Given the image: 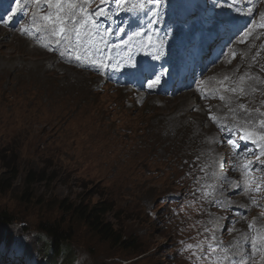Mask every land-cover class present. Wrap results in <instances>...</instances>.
<instances>
[{
  "label": "rangeland",
  "instance_id": "rangeland-1",
  "mask_svg": "<svg viewBox=\"0 0 264 264\" xmlns=\"http://www.w3.org/2000/svg\"><path fill=\"white\" fill-rule=\"evenodd\" d=\"M85 2L86 7L79 12L109 9L112 16L122 21L121 30L126 24L137 25L146 38L156 37L163 27L178 32L175 38L179 46L192 39L197 30L209 31L213 26V13H208L209 7L199 0ZM217 2L218 18L235 4L233 0ZM194 7L197 11H190ZM198 8L207 12H200ZM36 11V7H31V14ZM54 11L49 8L47 13ZM146 14L151 16L149 21ZM19 23L23 25L21 20ZM58 30L57 25L56 32ZM88 34L86 26L79 41L75 32L70 36V55L75 59L78 55L81 57L77 63L53 57L47 61L48 82L41 84L34 75L16 70L0 78V176L6 178L17 172L11 189H0V210L12 219L10 224L0 225V264H69L72 259L73 264H218L225 235V250L230 248L236 221L229 222L232 217L224 220L218 213L215 219L212 211L210 220L213 221L208 223V230L203 229L207 221L206 208H214L210 201L213 196L220 200L233 199L247 206L249 209L244 217L248 215L250 220L264 223V163L250 158L264 142L257 135L259 144L250 147V141L240 138L247 129L244 122L233 113L225 120L220 115L227 107L237 108L227 98L234 99L237 93L242 94L238 106L253 95L245 104L250 111L246 120H253L258 106H264L260 95H254L264 85V35L257 34L254 42H242L243 54L251 51L254 54L253 83L246 84L245 80L233 83L236 89L222 86L221 91L227 95L222 97V105H219L220 96L217 99L207 96L202 86L179 97L148 94L144 90L141 96L145 102L141 105L135 102L133 93L129 101V92L102 83L100 79L111 69L114 63L111 58L118 45L99 43ZM52 35L55 42L60 43L67 33L56 35L52 32ZM155 37L143 55L155 52L169 61L172 55L158 45ZM39 38L44 39V36ZM38 53L50 56L44 47ZM19 55L38 57L16 54L4 60L0 56V65L12 66L20 61L18 58H23ZM68 67L74 70L65 73ZM75 71L87 76L86 87L64 85L67 75H75ZM95 71H98L97 79L89 75ZM130 78L137 82L134 73ZM193 78H197L195 73ZM102 84L111 88L103 85L96 90ZM215 87H218L215 82L204 84L208 94ZM187 96H190L189 106L186 105ZM180 102L184 105L172 113ZM263 111L261 108L260 113ZM185 113L194 127L205 131L203 134L195 135L182 122L181 116ZM162 118L166 119L164 127L158 126ZM233 119L237 123L230 128L237 130L238 135L228 137L226 152L220 150L216 174L205 176L214 172L218 151L224 147L210 123L218 125ZM195 137L196 154L194 157L187 155V169L173 160L168 161L176 156L177 149L183 153L185 147L187 153ZM238 138L240 140L235 143ZM11 165L15 172H11ZM29 172L42 176L31 179L28 185ZM188 173L195 175L197 186L205 176L212 192L207 193L205 187L193 188V174ZM237 180L240 182L234 190L226 187L222 191L225 183ZM25 190L31 193L28 199L23 198ZM62 201L88 208L109 207L111 210L104 218L122 233V243L113 244L102 239L85 222H78L72 212L65 213ZM54 222H65L63 226L73 229L69 233L71 240L65 245L68 254H48L52 239L42 227ZM8 249L11 255L5 253ZM48 256L55 262L48 263Z\"/></svg>",
  "mask_w": 264,
  "mask_h": 264
},
{
  "label": "bare ground",
  "instance_id": "bare-ground-1",
  "mask_svg": "<svg viewBox=\"0 0 264 264\" xmlns=\"http://www.w3.org/2000/svg\"><path fill=\"white\" fill-rule=\"evenodd\" d=\"M56 2V0H51ZM49 0H35L36 6H42L47 7V3ZM66 3H73L76 4L79 7H82L83 0H64ZM33 8V7H32ZM79 11V10H77ZM94 12H92L93 14ZM91 14V15H92ZM108 13L105 12V16H107ZM32 16V15H31ZM35 16V23L43 22V9L37 11V13L33 14ZM90 15H88L89 17ZM83 19H88L86 17H82L78 14L76 16V21H72L71 19H66L64 21L63 26H67L65 28V32L67 33V36L69 37L68 40H62L60 43L55 42V39L53 38V35L50 31V29L46 28L45 25L40 24L39 27H33L31 24L27 21L28 19L25 18V22L29 31L32 32H24L22 31V28L16 24L15 28L8 29L3 25H0V56L6 60V57H15L16 54H29L30 56L36 55L38 57L32 58V57H26L25 55H19L23 58H18L20 60L19 62L13 64L10 67H5L0 65V78H6L11 75L13 70H16L18 72H24L27 74H32L35 76L37 81L41 84H44L50 80V75L48 71L45 69L47 61L52 60V57L55 59L63 60V61H74L77 63V59L73 58L69 53V45L71 40V34L74 32L68 31L70 28H76L80 35L85 34L86 26L89 27V34L88 36L92 37L99 43H104L103 41H99L95 38V28L90 27L88 23H83L82 25L78 23L79 21ZM33 20V19H32ZM42 25V26H41ZM49 27V26H48ZM60 28V26L58 25ZM39 29V30H37ZM59 31V30H58ZM167 31L164 30L159 35V42L161 45L168 48L170 51H172L175 48L176 42L172 38H167ZM44 36V39L39 38V36ZM64 35V34H63ZM8 36L9 39L5 40L4 38ZM58 38V37H57ZM44 47L45 52L50 54V56L45 57L41 56L38 53V50ZM132 53L136 54L139 50L138 46L132 45L131 46ZM63 53V55H62ZM10 55V56H9ZM254 55V54H253ZM41 56V57H39ZM0 58V59H2ZM30 59V60H26ZM111 61H113V57L111 58ZM114 62V61H113ZM218 65H214L212 67L206 68L204 67L199 78H205L212 72H214V78L216 79V76L219 75V71L216 70ZM74 70L72 67H68L65 71V73L69 70ZM135 72V69L133 67H129L126 71L122 72L119 71L117 68H115L113 65L111 66V69H108L106 72L104 78H101L100 80L102 83H109L112 87H116L118 91L121 92H132L135 95V102L137 104H143L144 98L142 96L138 97L140 95L139 91V83L135 82L133 78H130L131 75ZM75 75H67L66 80L64 81V85L68 87H72L75 84H80L82 87L87 86V76L84 74L77 73L75 71ZM91 77L97 79L96 75H98V71H95L94 74H89ZM194 77V76H193ZM227 82L224 81L222 84L225 85ZM201 87V84L198 83V88ZM144 90L148 92V94L152 93H161L165 94L169 97H179L180 95H187L190 94L194 89H185L183 93L171 95L169 92H164L160 88L152 87L149 88L148 86L143 87ZM221 92L219 90L214 91V96H219ZM260 95V98L264 100V88L257 92V95ZM225 94H222V97H224ZM187 98L186 105L189 106V98L190 96L185 97ZM181 99V101H183ZM184 104L180 102L175 108V110L172 112L174 113L176 110L180 109ZM264 108L263 105H259L258 108L255 110V118L253 120H245L244 123L247 124L252 130L256 131V133L260 132V122L259 119L261 116L264 117V111L260 113V109ZM228 111V112H227ZM249 110L247 109L246 105L241 106V108L237 109H230L227 107L226 110L220 113L221 116H223L222 120H225L227 115H231L232 113L236 116L240 117H246L247 114H249ZM182 122L191 129V131L195 135H201L205 131L201 128H196L193 126L191 121L187 117V113L183 114L181 116ZM166 119L162 118V124H158L160 127L166 126V123L164 122ZM229 122L222 121L220 124H216L215 122L210 123L211 126L215 129V135L216 138L220 141L221 144L224 143L225 137L228 134L227 124ZM157 125V123H155ZM198 145V142L196 141V137L191 139L190 145L187 147V153L184 147L183 153H181V149H175L177 151L176 156L170 157L168 161L175 162L179 167L183 169H187V166L185 167V161L187 160V155L194 157V154H196V147ZM224 145V144H223ZM213 148H216V144L212 145ZM210 155V154H209ZM212 157V155H210ZM208 158V154L206 155ZM217 161V157H216ZM216 164V163H215ZM208 169H206L207 171ZM194 175V174H193ZM234 186H230V190H234ZM210 201L214 203V208L209 209L206 208L207 212V221H204L203 229L206 231L209 228L208 223H212L211 219V212L214 211L215 219L217 213L220 214L224 220H228V217H232V221H236V225L234 226V229L232 231V234L230 236L231 245L230 248L226 251L224 260H219L218 264H231L230 261L235 259L237 261L236 264H254L256 262L255 257H258L262 255V262L264 263V223L257 219L256 221H252L249 219L248 215L247 217H244L245 213L248 211L247 206H241L238 203H236L233 199L229 200H220L216 198V195L213 196ZM205 212V214H206ZM214 219V220H215ZM226 235H225V243H226ZM253 243L256 244V249L254 250L252 245Z\"/></svg>",
  "mask_w": 264,
  "mask_h": 264
},
{
  "label": "trees",
  "instance_id": "trees-1",
  "mask_svg": "<svg viewBox=\"0 0 264 264\" xmlns=\"http://www.w3.org/2000/svg\"><path fill=\"white\" fill-rule=\"evenodd\" d=\"M11 172H15V167L11 165ZM13 178H12V177ZM9 177H2L0 176V189L2 191L9 190L13 186V179L17 176V172ZM42 176L41 173L36 176L35 173L29 172L27 176L28 185H30V180L35 179L37 180L38 177ZM31 193L28 190L24 191L23 198L28 199ZM65 208V213L72 212V215L77 217V221L85 222L96 234H98L102 239L112 242L113 244H120L122 243V233L115 228L113 224L106 221L104 215L108 213L111 209L106 206H94L92 208L85 207L83 205H69V202L62 201L61 203ZM63 208V207H62ZM12 219L6 212H2L0 210V225L4 223H11ZM65 222L59 223H49L42 227V229L46 232L48 236L51 237L52 243H48V254L54 255L63 254L69 252V249L65 247V245L71 240V236L69 233L73 230L70 226L66 228L63 226ZM70 223H68L69 225ZM71 234V233H70ZM73 235V234H72ZM61 247V249H60ZM61 256V255H60ZM63 257V256H61ZM48 256L49 262H55ZM69 264H73V259L69 262Z\"/></svg>",
  "mask_w": 264,
  "mask_h": 264
},
{
  "label": "snow or ice",
  "instance_id": "snow-or-ice-1",
  "mask_svg": "<svg viewBox=\"0 0 264 264\" xmlns=\"http://www.w3.org/2000/svg\"><path fill=\"white\" fill-rule=\"evenodd\" d=\"M5 0H0V21H4L5 16H7L8 21H12L14 16H16L18 13L22 12L24 8L26 7V4L20 3V0H8V6L5 8L4 7ZM15 5V7H13ZM47 7L55 9L54 12H50L49 14L45 15L43 17V20L48 22V24L45 25L47 28L49 25H51V30L56 34V35H61L65 33V28H64V21L66 19H71L72 21H76V16H77V10L83 11V7H79L76 4L73 3H61V0H56L55 3H52L51 0L47 3ZM11 13V15H9ZM92 15H104V12L102 9L98 10L97 12H94ZM7 22V21H5ZM33 22L35 24V16H33ZM81 25L83 23H91L93 27H95V21L91 19H83L79 21ZM59 25V32H56V26ZM39 30V29H37ZM22 31L28 32L29 28L27 26L22 28ZM68 31L70 32H75L76 34V40H80V33L76 28H70ZM248 33H245V36H247ZM64 39L68 40L69 37L67 35H64ZM63 55V53H62ZM81 57L78 55L77 59H80ZM152 76H154V79H150L148 83V87L152 88L158 85L161 81V76L157 75L155 71H152ZM261 125H264V121H260ZM254 135H259L260 140L264 142V134H259V133H245L243 139L245 140H250L252 136ZM261 155H264V145L261 146ZM261 163H264L262 161ZM253 249H256V244L253 243L252 245Z\"/></svg>",
  "mask_w": 264,
  "mask_h": 264
}]
</instances>
